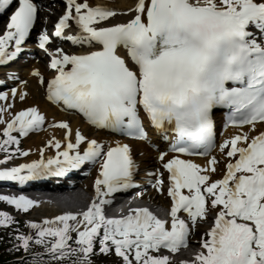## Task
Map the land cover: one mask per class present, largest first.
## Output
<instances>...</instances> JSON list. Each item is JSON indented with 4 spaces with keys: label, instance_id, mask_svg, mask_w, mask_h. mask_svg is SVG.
<instances>
[{
    "label": "snow or ice",
    "instance_id": "snow-or-ice-1",
    "mask_svg": "<svg viewBox=\"0 0 264 264\" xmlns=\"http://www.w3.org/2000/svg\"><path fill=\"white\" fill-rule=\"evenodd\" d=\"M12 3L0 0V14ZM65 5L54 35L73 45H87L89 50L76 54L57 47L53 54L46 47L47 31L39 34V47L48 53L55 70L47 81L38 70L33 72L47 85V99L78 111L97 128L150 141L142 109L155 129L175 133L170 152L208 159L203 166L180 155L166 159L169 152L156 146L168 173L170 227L147 208L109 217L104 206L112 203L113 194L135 186L137 165L130 145L117 141L106 147L79 129L74 131L68 121L56 122L51 127L63 129L64 139L48 140L47 147L55 148V155L45 157L40 149L39 159L0 168V181L22 186L85 164H99L95 197L84 211L30 222L34 235H15L9 251L25 253L18 264H94L97 241L100 254L114 250L123 264H171L161 249L176 253L189 247L192 227L210 213H214L212 226L198 242L201 250L192 264H264V131H256L257 124L264 123V0H136L127 10L131 16L126 22L110 24L111 18L127 13L92 6L88 0H65ZM38 10L34 0H18L0 34V65L24 51ZM73 24L76 33L65 35ZM13 78L17 77L9 76ZM10 92L12 102L8 92L0 90V124L5 125L0 165L16 153L28 156L19 148V137L42 130L45 123L36 107L5 119L17 89ZM26 95L21 93L19 98L24 100ZM216 107L230 110L228 124L250 127L219 145L228 160L223 177L213 180L219 163L212 155L217 147L212 119ZM150 175L160 177L154 187L163 185V173ZM0 201L24 212L39 203L24 195H0ZM181 211L187 213L191 227L178 215ZM13 223L9 213L0 211V227ZM33 244L43 251L34 252Z\"/></svg>",
    "mask_w": 264,
    "mask_h": 264
},
{
    "label": "bare ground",
    "instance_id": "bare-ground-1",
    "mask_svg": "<svg viewBox=\"0 0 264 264\" xmlns=\"http://www.w3.org/2000/svg\"><path fill=\"white\" fill-rule=\"evenodd\" d=\"M88 2L92 5V6H96V5H100V6H105V7H110L113 8L115 10H117L118 12H123V13H127L125 15H117L116 17L111 18L107 23H117V22H126L130 16L131 13H128V9L134 7L136 0H88ZM45 4V3H42ZM54 7V8H53ZM51 10H47L45 8L44 12H42L41 14V20L42 18L46 19H52L55 18V12H53V9H62L61 7H55L52 6L50 7ZM51 11V12H50ZM49 25V22H42V25H40L38 27V30L42 31L44 29L47 28V26ZM4 32V28L1 27V33L3 34ZM32 48L34 46H31ZM57 47L63 48L65 52H69V53H76V54H80L83 52L88 51L89 49L87 48H83V49H78V50H74L71 49L69 47L64 48L62 45H60V43L58 41H53V43L49 44V46L47 47L49 49V51H51L53 54L55 53V49ZM122 51H124L123 49H121ZM120 50V54L125 56V51L122 52ZM16 67H18L16 65ZM19 68V67H18ZM32 71H28V73L26 72V67L21 69L22 71V77L27 78L28 82H19L17 84V97L20 96L21 93H27V95L24 98V103L21 104V106L16 107V110H14V112H7L4 114V118L5 119H10L11 118V114H14L15 112H19L21 110H25L30 107H36L44 116H45V123L43 125V129L42 130H37L35 132V135L33 136H28V138H26L25 140H27L25 142V150L29 153L28 156H21L19 155V153H16L15 156H18L20 158H18L15 162H12L13 164H15L16 166H18L19 164H23V163H30L32 160H36L40 158V149H44V156L45 157H49V156H54L56 153V149L55 148H51V147H47V142L49 139H52L53 137H55L56 139H60L63 140L64 139V130L60 129V128H51V125L55 124L56 122L60 121V120H66L70 123V125L72 126L73 130L75 131L76 129H79L86 137L91 134H93V136L95 137L96 140L104 142L105 145H107L110 142H119L120 139L115 138V137H107V135L102 134L100 132H97L95 130L89 129V127L86 126V124L77 116L73 115V114H69L65 111H63L60 107L57 106H53L51 104H49L47 101H45V85L44 86H37L34 84V82L39 81V77L33 76V72L34 71H39L41 73V75L45 78V80L49 77V75L51 76L52 73L48 72L47 68L41 67L39 65H35ZM9 72V71H8ZM20 74V75H21ZM20 79L23 80V78L20 77ZM5 91V90H4ZM9 94V101H11V92L10 90L7 91ZM19 100V98H18ZM2 103V102H1ZM16 105H19L18 103H15ZM5 127L4 124H0V135L2 134V130ZM48 128L47 132H43L44 128ZM261 128L264 129V126H260L256 128V131H260ZM249 130V129H248ZM247 130V131H248ZM238 133L241 131H228L227 134H224V141L226 139H230L233 135H235L234 133ZM246 132V131H244ZM253 135H255L256 133H252ZM223 141V142H224ZM161 147L163 148V145H160L159 142H156L155 146L153 147V150H150L148 146L144 145L142 142H133L132 143V148H133V152L136 154L138 153V151H143L144 152V157L142 158V162H141V168L147 169V171H150V173L152 172H156V173H163L166 174L165 171H161L158 170L157 168H162L161 163H157V159L159 157V151L157 150V147ZM156 148V149H155ZM164 151V150H162ZM155 156V157H154ZM217 156V154H216ZM219 164L217 166V172L212 174V179H220L223 177L222 175V170L221 168L224 167V162H225V156H219ZM206 160H195V163H198L200 165H204L206 163ZM11 163V162H10ZM155 165L157 167L152 168V166ZM151 166V167H149ZM165 176V175H164ZM147 177H150V174L147 175ZM155 177H158L155 176ZM155 177H151L150 179L152 180V182H155L156 180H158V178L156 179ZM160 179V178H159ZM163 180H165V178H163ZM91 182H82L81 184L75 185L72 188L69 189H62V190H56V191H50L53 192L50 200L52 201L51 203H53L54 205H51L48 201H47V197L43 196V198H39L38 195H42V194H46L49 191H42V190H33L30 193H26L27 194V198L31 199V200H35L38 201V205L34 206V208H36V211H45V212H53V214H51L50 216H47L46 219H53L56 216H58V213L60 214L63 210H71L70 208H64L66 205H68L70 202V200H80L83 197L82 194V190H85V192H90L91 191ZM159 188L163 189V185L160 186ZM158 189V187L155 188V191L153 190V192H147L145 194H141L138 198L140 200L145 199V200H150L153 201V203H161L162 205H165V199L163 198V200L158 198V195L156 193V190ZM9 191L11 189H8ZM165 192V191H164ZM162 197V196H161ZM164 197L168 200V202L172 203V199L168 198L166 196V193L164 195ZM127 198H123L122 200L119 201V204L121 206H124L125 208H130L131 206L126 205L127 204ZM85 204L89 205L90 202L85 199ZM158 203V204H159ZM85 205V206H86ZM64 206V207H63ZM84 206V207H85ZM83 207V208H84ZM133 207V206H132ZM135 207V206H134ZM56 213V214H55ZM199 241L193 242L192 244L195 245H199L198 243ZM176 255H178L179 258L182 259H186L188 258V255L185 253V251H180V252H176Z\"/></svg>",
    "mask_w": 264,
    "mask_h": 264
},
{
    "label": "rangeland",
    "instance_id": "rangeland-1",
    "mask_svg": "<svg viewBox=\"0 0 264 264\" xmlns=\"http://www.w3.org/2000/svg\"><path fill=\"white\" fill-rule=\"evenodd\" d=\"M52 6H54V5H51L50 7H52ZM55 7H57V5H55ZM46 9L47 10H51V8H49V7H47ZM53 10H54L53 12H55L56 14L58 13V10L56 8L53 9ZM42 22L43 23L44 22H50L51 23V20L50 19H46V17H45V18H42ZM45 61H46V59H45ZM43 62H44V58L41 59V61L39 60V61L33 62V65L38 63L42 67H45ZM33 65H31V66H33ZM31 66L28 67V68H31ZM25 81H27V79H25ZM29 82L30 81H28V83ZM34 84L41 87V85H40V83L38 81L34 82ZM18 98L19 97L16 96L15 101H14V106H13L12 109L9 110L10 112H14V110H16L15 106L19 107V106H21L22 103H24L25 100H21L20 98L18 100ZM15 103H18L19 105H16ZM24 137L19 138L20 139L19 148L21 150H23V151L25 150V145H26L25 142L27 141V140H24ZM2 138H3V136L1 134L0 135V139H2ZM12 147H14V146H12ZM1 153H3V152H1ZM18 158H20V157L14 156V158L9 160L7 163L15 162ZM147 190H148V188H147ZM147 190H145V191H147ZM141 193H143V191ZM82 194H83V196H82L83 198L82 199H80L78 201L70 200L69 201L70 203L68 205H66L65 207L64 206L63 207L64 208H70L71 210L83 208L86 205L85 204V202H86L85 201V190H82ZM0 195H7V196L24 195V196H27V194L24 193V192H17V191H12V190L9 191V190H2V189H0ZM38 197L39 198H43L40 195H38ZM134 197L135 198H133V199L141 201L138 198L139 196L137 197V195H135ZM159 199L163 200V196L162 197L159 196ZM142 200H145V199H142ZM158 205L160 206L161 210H163V207H162L161 203H159ZM160 208H159V211H160ZM0 211L9 213L12 216V218L14 219V221L17 220V219H20L22 221V225L21 226L23 227V229H26V227H29V223L30 222L41 223L43 220H45L47 218V216H50L51 214H53V212H45V211H38V210L36 211V208H34V207L30 208L28 210V212H24L22 210H17L14 205H8L6 202H3V201H0ZM213 219H214V214L210 213L209 216H208V219L204 220L203 222H201L199 227H202L201 228L202 230L210 228L212 226ZM24 224H26L27 226L26 225H25L26 227L23 226ZM201 233H202V231H199L198 228H197V233H195L192 236L193 242L199 241L202 237H204V233L202 235H201ZM73 236H75L74 233H73ZM98 247L99 246H98V242H97V244H96L97 254L93 257L94 264H123L122 258L117 256L115 254L114 250L111 253H109V254H100L99 251H98V249H99ZM197 250H199V251L201 250L200 246L192 244L191 247L185 251V253L187 255H189V254H192L194 251H197ZM171 260H173L172 256H171ZM175 260L176 261H174V260L172 261L173 264H178L179 260H178L177 256H175Z\"/></svg>",
    "mask_w": 264,
    "mask_h": 264
},
{
    "label": "trees",
    "instance_id": "trees-1",
    "mask_svg": "<svg viewBox=\"0 0 264 264\" xmlns=\"http://www.w3.org/2000/svg\"><path fill=\"white\" fill-rule=\"evenodd\" d=\"M18 234L28 235L27 231L18 225L4 229L0 227V264H18V261H14L13 258L9 257L12 252L9 250L12 248L13 243H16L14 237ZM32 250L42 252L43 249L33 244Z\"/></svg>",
    "mask_w": 264,
    "mask_h": 264
}]
</instances>
